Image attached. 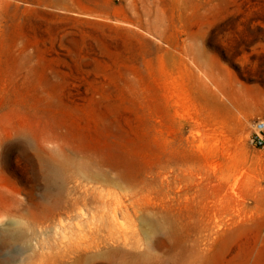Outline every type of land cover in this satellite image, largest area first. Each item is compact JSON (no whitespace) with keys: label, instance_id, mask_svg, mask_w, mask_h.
<instances>
[{"label":"rangeland","instance_id":"obj_1","mask_svg":"<svg viewBox=\"0 0 264 264\" xmlns=\"http://www.w3.org/2000/svg\"><path fill=\"white\" fill-rule=\"evenodd\" d=\"M125 1L0 0V264H264V0Z\"/></svg>","mask_w":264,"mask_h":264},{"label":"built area","instance_id":"obj_2","mask_svg":"<svg viewBox=\"0 0 264 264\" xmlns=\"http://www.w3.org/2000/svg\"><path fill=\"white\" fill-rule=\"evenodd\" d=\"M249 144L255 150L264 151V120H259L254 123Z\"/></svg>","mask_w":264,"mask_h":264},{"label":"bare ground","instance_id":"obj_3","mask_svg":"<svg viewBox=\"0 0 264 264\" xmlns=\"http://www.w3.org/2000/svg\"><path fill=\"white\" fill-rule=\"evenodd\" d=\"M124 2H126L125 0H124ZM63 5H65V6H68L67 5V3L66 2H63ZM95 8H103L101 5L99 6L97 3H94V5H93ZM123 8H124V6H123Z\"/></svg>","mask_w":264,"mask_h":264}]
</instances>
